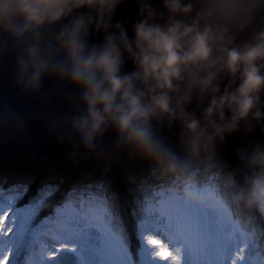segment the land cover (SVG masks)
I'll return each instance as SVG.
<instances>
[{"label":"clouds","instance_id":"clouds-1","mask_svg":"<svg viewBox=\"0 0 264 264\" xmlns=\"http://www.w3.org/2000/svg\"><path fill=\"white\" fill-rule=\"evenodd\" d=\"M127 2L0 0V55L14 53L22 92L45 78L78 90L68 123L85 148L111 129L174 179L189 174L178 157L211 172L228 136L264 131V0H134L136 19H116ZM173 126L175 143L158 135ZM243 152L226 176L233 222L251 228L264 217V141Z\"/></svg>","mask_w":264,"mask_h":264},{"label":"snow or ice","instance_id":"snow-or-ice-1","mask_svg":"<svg viewBox=\"0 0 264 264\" xmlns=\"http://www.w3.org/2000/svg\"><path fill=\"white\" fill-rule=\"evenodd\" d=\"M197 175L172 178L173 186L154 193L141 189L130 216L105 194V182L72 186L43 219L58 185L29 196V183L0 182V264L37 249L36 264H181V256L183 264H247L255 230L233 222L225 185L203 187Z\"/></svg>","mask_w":264,"mask_h":264},{"label":"trees","instance_id":"trees-1","mask_svg":"<svg viewBox=\"0 0 264 264\" xmlns=\"http://www.w3.org/2000/svg\"><path fill=\"white\" fill-rule=\"evenodd\" d=\"M165 137L175 143V134ZM258 141H264V131L260 127H256L247 135L244 134L242 128L240 133L228 136L226 141L220 145L216 167L208 173H205L203 164L196 165L191 161H185L182 157H178L177 161L181 165H186L189 172L197 171V180L201 185H209L211 188L219 187L221 184L225 185L230 198L232 188L227 183L226 173L241 163L245 147ZM73 158L77 159V162H74ZM113 164L117 166V171L113 169ZM47 166L49 168L44 170ZM0 172L8 173L11 179L28 175L31 182L37 181L36 177H38L39 181L46 182V184L61 181L67 184L70 182L73 186L84 184L81 180L83 172H93L95 179L89 181L88 184L105 182V194L114 195L122 208L126 207V204L130 205V212L134 208L132 204L135 206V201L142 195L141 189L145 192L149 190L155 192L149 182L154 180L159 172L161 173L149 159L130 147L113 153L84 152L72 155V158L70 154L53 159L41 154H21L19 156L0 154ZM165 178L168 185H172L169 183L172 177L166 174ZM116 181H119L117 185L120 186V190L126 196L128 195L127 199H124L113 187ZM252 228L255 230L254 239L256 241V248L252 254H260L264 261V217H261Z\"/></svg>","mask_w":264,"mask_h":264},{"label":"water","instance_id":"water-1","mask_svg":"<svg viewBox=\"0 0 264 264\" xmlns=\"http://www.w3.org/2000/svg\"><path fill=\"white\" fill-rule=\"evenodd\" d=\"M160 7V0H151ZM162 10V9H161ZM134 0L117 10L116 19H136ZM132 35L131 24L126 25ZM98 39V38H96ZM15 56L9 50L0 55V154H41L53 158L84 152H117L129 148L116 143V134L109 129L96 141L95 149L85 148L72 133L69 119L83 108L79 92L67 82L45 78L38 92H22L16 82ZM127 70L132 69L129 62ZM178 129L164 127L159 136L176 134Z\"/></svg>","mask_w":264,"mask_h":264},{"label":"rangeland","instance_id":"rangeland-1","mask_svg":"<svg viewBox=\"0 0 264 264\" xmlns=\"http://www.w3.org/2000/svg\"><path fill=\"white\" fill-rule=\"evenodd\" d=\"M125 149H127V148H125ZM125 149H123V150H125ZM99 152H103V151H99ZM12 154L15 155V156L21 155V153H12ZM66 155H68V154H66ZM53 158H56V157H53ZM71 158H72V155H71ZM73 160H74V162H77V159L73 158ZM113 167H114L113 169L117 171V169H116L117 166L115 164H113ZM48 168L49 167L47 166V167L44 168V170L48 169ZM81 175L83 176V177L81 176V178H82L81 180L84 181L83 182L84 184H88L89 181L91 182V181H93L95 179V174H93V172H90V173L83 172ZM165 175L166 174L163 175L162 172L161 173L159 172L157 174L156 178H154V180H151L149 182L150 187L152 188V190H154L156 192V191L164 190L167 187L173 186V185H168V182L166 181ZM28 177H29L28 175H22V177H19V178H16V179H11L10 175L8 173L0 172V182L7 181L8 184H11V183H14V182H21L22 181V182L29 183L31 185L29 196L34 194L37 191V189H39L42 185L46 184V182L44 183L42 181H39L38 177H36L37 181H34V182H31L28 179ZM40 177H42V176L40 175ZM120 179H118V180L120 181ZM112 180H114V179H112ZM119 181L118 182L116 181V185L114 184L113 187H115L117 189L119 194L122 197H124V199H127L128 195L126 196L124 194V192L122 190H120V186H118L119 185ZM48 184L58 185L59 189H58V193L49 200V207L42 211L41 216H40L41 219H43L44 217H46V216L51 214V210L58 203L62 202L61 198L64 197L65 192L73 186V185H71L70 182H69V184H67V183H62L61 181L60 182L52 181V182H50ZM202 186L211 189V187L209 185H202ZM106 195H108V194H106ZM26 199H27V197H26ZM132 206L135 207L134 204H132ZM130 207H131L130 205L126 204V207L123 206V208H122L123 211L128 216L131 215V212H130V209H129ZM166 243H167L166 241H163L161 244L158 245L160 253L163 256H168L169 255V248L171 247L170 245L167 248L164 247L163 245L166 244ZM39 254L40 253H39L38 249L35 251V253H29L27 256H25L24 252H21L20 256L17 258V264H24L25 260L31 262V264H36V257ZM45 255H46V253H45ZM181 264H183L182 256H181ZM247 264H264V261H263V259H261L260 254L258 255L256 253V254H251L250 259L247 262Z\"/></svg>","mask_w":264,"mask_h":264},{"label":"bare ground","instance_id":"bare-ground-1","mask_svg":"<svg viewBox=\"0 0 264 264\" xmlns=\"http://www.w3.org/2000/svg\"><path fill=\"white\" fill-rule=\"evenodd\" d=\"M66 155V154H65Z\"/></svg>","mask_w":264,"mask_h":264}]
</instances>
